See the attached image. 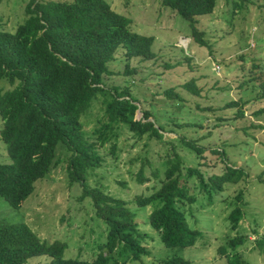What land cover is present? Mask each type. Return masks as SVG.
I'll list each match as a JSON object with an SVG mask.
<instances>
[{
  "label": "rangeland",
  "instance_id": "1",
  "mask_svg": "<svg viewBox=\"0 0 264 264\" xmlns=\"http://www.w3.org/2000/svg\"><path fill=\"white\" fill-rule=\"evenodd\" d=\"M29 1L0 0V31L14 32L25 21ZM104 1L130 20L133 32L154 38L156 58H128L119 47L115 60L108 63L112 74L103 77V88H129L138 101L135 119L147 112L148 121L163 128L159 140L149 138L148 133L136 137L118 125L111 129L117 134L101 143L97 130L105 122L103 105L110 100L106 93L81 118L83 131L101 158L87 175L89 188L126 202L135 214L138 230L146 235L142 246L148 253L126 264H162L171 257H181L191 264H227L226 255L218 250L220 246L229 255L240 254L248 264H264V248L257 247L259 240L264 242V0H217L211 14L196 18L203 46L189 38L188 22L162 7L158 0ZM126 67L132 73H127ZM189 82H194L199 95L184 88ZM4 86L6 82L0 81V88ZM167 90L181 100L167 98ZM184 142L202 151L197 154ZM174 154L181 160L183 174L186 168H199L207 177L221 175L226 166L244 172L236 184L224 183L212 201L198 194L197 185L192 188L190 194L197 202L190 205L192 216L187 220L201 232L192 247L162 245L159 234L149 225L152 207L135 203L137 196L152 192L149 188L163 177V163ZM65 156V152L58 153V163L36 183L20 210L0 198V219H22L41 240L65 242L64 257L90 260L105 240L106 227L96 217L91 199L81 198L79 183L70 182ZM3 160L8 162L0 140ZM140 171L147 178L144 183L138 181ZM196 180L193 176L187 183ZM239 192L244 215L232 231L227 217ZM237 236L245 241L232 251L227 242ZM49 260L46 256L35 257L26 264H48Z\"/></svg>",
  "mask_w": 264,
  "mask_h": 264
},
{
  "label": "trees",
  "instance_id": "2",
  "mask_svg": "<svg viewBox=\"0 0 264 264\" xmlns=\"http://www.w3.org/2000/svg\"><path fill=\"white\" fill-rule=\"evenodd\" d=\"M158 1L188 22L189 38L200 46L205 45L195 27L196 18L211 14L217 0ZM26 13L27 18L14 32L0 31V81L6 82V86L0 88V140L8 161H0V198L11 208L20 210L21 204L33 194L36 183L58 163V153L65 152L70 182L79 183L82 199H91L96 217L105 224L106 236L90 260L72 259L64 257L65 242L41 240L22 219H0V264H26L41 256L50 259L48 264L138 261L148 252L142 246L146 235L138 230L135 214L126 202L105 196L87 184V175L99 165L101 158L95 152V144L88 141L81 118L93 102L106 93L110 100L103 105L105 122L97 130L101 143L117 134L111 129L118 125L126 127L136 137L148 133L149 138H163V128H156L148 121L149 113L144 112L141 119H135L138 101L129 88L105 90L102 84L103 77L112 74L108 63L115 60L119 47L128 58L153 60L156 58L152 50L154 38L133 32L130 20L115 12L104 0H30ZM126 71L132 73L128 67ZM261 86L264 87L263 80ZM184 88L199 95L194 82L185 84ZM164 94L167 98L181 100L172 90ZM184 145L197 154L202 151L193 143L184 142ZM163 165V177L158 185L153 184L147 196H137L135 203L138 207H152L149 225L159 234L162 245L192 247L201 236L200 230L191 227L187 220L192 216L190 205L197 202L196 196L190 194L192 188L197 185L198 194L212 201L213 195L222 191L224 183L236 184L244 172L226 166L221 175L207 177L199 168H186L183 174L176 154ZM193 176L196 182L187 183ZM139 177V183L147 179L142 171ZM236 202L227 217L232 231L238 228L244 215L241 192ZM244 241L242 236H237L227 245L235 251ZM258 244V248H264L262 239ZM218 250L226 255L227 264H248L238 253L229 255L224 246ZM161 262L191 264L181 257Z\"/></svg>",
  "mask_w": 264,
  "mask_h": 264
}]
</instances>
